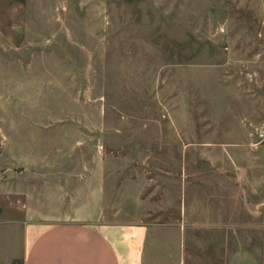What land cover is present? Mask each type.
I'll use <instances>...</instances> for the list:
<instances>
[{
	"label": "rangeland",
	"instance_id": "1",
	"mask_svg": "<svg viewBox=\"0 0 264 264\" xmlns=\"http://www.w3.org/2000/svg\"><path fill=\"white\" fill-rule=\"evenodd\" d=\"M249 36L264 38V0H0V177L32 156L41 180L66 176L72 204L50 206L57 219L85 215L74 196L96 156L108 196L131 177L153 176L169 198L206 179L193 167L206 169L207 157L192 150L223 165L248 150L236 161L252 163L245 143L264 102L225 74L229 42ZM257 153L263 159L264 146ZM103 207L123 217L142 206ZM235 219L232 231L264 235V219ZM229 240L246 247L241 264H264L254 238Z\"/></svg>",
	"mask_w": 264,
	"mask_h": 264
},
{
	"label": "crops",
	"instance_id": "2",
	"mask_svg": "<svg viewBox=\"0 0 264 264\" xmlns=\"http://www.w3.org/2000/svg\"><path fill=\"white\" fill-rule=\"evenodd\" d=\"M236 41L239 51L233 47ZM229 45L225 74L238 77V86L255 95L256 106L262 104L264 38L239 37ZM262 122L263 114H256L247 134L245 145L253 153L252 163L236 161L239 156L245 161L244 156L251 154L248 150L245 155L234 152L230 165L211 162L209 154L192 150L191 156L208 161L206 169L194 166L193 173L206 172L207 177L182 184L180 191L175 187L170 198L169 188L153 186L151 175L131 177L128 186H113L117 191L108 196L103 160L96 156L95 164L85 166L82 186L75 192L76 203L87 206L80 217L55 219L52 213L50 206L72 204V189H66L62 179L66 176L41 180L36 156L30 167L13 171L6 166L1 173L7 175L0 177V264H241L247 249L240 244L232 247L229 239L242 234L254 238L256 254L262 253L261 231L247 235L246 229L238 233L228 228L233 218L234 225L247 227L249 219L258 218L255 225L263 224L264 157L257 150L264 146V128L261 137L255 133ZM178 194L174 202L172 195ZM105 204L142 207L137 214L117 217L114 211L112 216L105 215ZM173 204L177 206L174 217L164 219L172 215ZM203 237L208 244L201 243Z\"/></svg>",
	"mask_w": 264,
	"mask_h": 264
}]
</instances>
